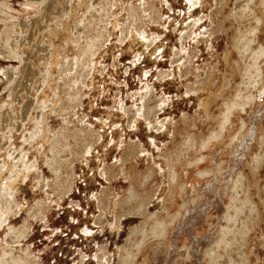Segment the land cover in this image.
Returning <instances> with one entry per match:
<instances>
[{
  "label": "rangeland",
  "instance_id": "374dc122",
  "mask_svg": "<svg viewBox=\"0 0 264 264\" xmlns=\"http://www.w3.org/2000/svg\"><path fill=\"white\" fill-rule=\"evenodd\" d=\"M192 1L0 0V264H264L261 0Z\"/></svg>",
  "mask_w": 264,
  "mask_h": 264
},
{
  "label": "bare ground",
  "instance_id": "6f19581e",
  "mask_svg": "<svg viewBox=\"0 0 264 264\" xmlns=\"http://www.w3.org/2000/svg\"><path fill=\"white\" fill-rule=\"evenodd\" d=\"M43 1V0H42ZM52 1H54V0H52ZM187 2H188V5H189V7L190 8H194V6H195V4H194V1H192V0H187ZM0 4H2V3H0ZM197 5H198V7H199V10L200 9H202V8H209V7H211V0H199L198 1V3H197ZM255 6H256V8L258 9V12L257 13H254V12H250L248 9H247V7H246V3L245 4H241V5H236V6H234L233 7V9H231L232 11L230 12V16H231V20H233V19H236V20H239V21H242V22H245L246 23V27H245V29H244V31H237V30H240V29H242V25L240 24V27H236V31H235V33H236V37H239V36H245L246 34H247V32L248 31H251V32H256V31H260V30H262V32L264 31V0H261L259 3H258V6L255 4ZM232 8V7H231ZM257 9H256V11H257ZM230 11V10H229ZM194 12V11H193ZM185 14H186V12L185 11H183V15H182V18H184V16H185ZM189 15H191V14H188L187 15V18L186 19H188L187 20V22H191V21H194V19L195 18H190L189 17ZM185 19V20H186ZM184 22V21H183ZM182 22V23H183ZM186 22V23H187ZM237 23H238V21H236ZM186 23H184V24H181L180 26H178V27H176L175 28V30H177L178 31V33L179 34H181V32H184V30H181L182 29V26H184ZM255 24V26L253 27V28H251V25L252 24ZM194 27V26H193ZM197 27V26H196ZM195 28V27H194ZM254 43H256V44H259V46H258V48L257 49H255L254 50V52H253V60H252V62H250V61H247V64H249V63H251L252 65H255V66H257L258 68H261V79H263L264 80V60H261V58H260V53H261V50H260V47H261V45H262V42H260L258 39L254 42ZM233 50L236 52V54H237V61H234L233 60V63L235 64V63H243V60L246 58V51L244 50V49H241L240 47H239V42H238V39H236V40H234L233 41ZM228 52V51H227ZM226 55H228V54H226ZM182 67L181 66H177V69L175 70V71H173V72H171L170 73V75L171 76H176V74L178 73V77L181 79V80H183V71H182ZM196 72H198V71H196ZM245 75H246V73H244ZM230 75V74H229ZM228 77V76H227ZM184 79H185V77H184ZM210 79H212L211 78V75H209V78H208V80L206 79L205 81H202L201 83H197V84H195V86H197V90H199V89H202L204 86H206V85H209V83H208V81L210 80ZM231 79H233V78H231ZM225 83H227V84H229L230 86H231V88H229V89H224L225 90V92H226V94H228V92H231L229 95H232V96H234L235 98H240V99H244L245 98V94H243L242 95V93H241V91L240 90H238L239 89V81L236 83V82H232V80H230V81H226ZM260 84H261V82H260ZM259 84V85H260ZM194 85V84H193ZM210 86V85H209ZM236 88H238V89H236ZM258 88L259 87H257L256 89H255V95H256V91L258 90ZM192 89V90H191ZM195 92V90L193 89V86L192 85H190L189 86V88H187V90L183 93L184 94V97H187L188 95L187 94H189V92ZM197 92V91H196ZM195 92V93H196ZM221 92H223V91H221ZM225 92H223V93H225ZM212 93H214V92H212ZM208 95H211V92H210V94H208ZM253 95V94H252ZM158 96H163L162 98V100L163 101H166L165 103H167L168 101H169V99H168V97L166 98L165 96H164V93H162V94H160V95H158ZM215 98V96H213V99ZM204 100V99H203ZM203 100H199V105H202V107H204V108H206V106L208 105V102L206 101V99H205V101H203ZM254 102H252V104L251 103H247V105L246 104H244V103H242V102H240V101H231V102H229V101H226V102H224V103H222V105H223V109L221 110V111H230V110H240V111H242L244 114H243V116L244 115H246L248 112H249V110H251V109H254V108H256V106H257V104H253ZM198 104V103H197ZM205 110H207V109H205ZM246 110H247V113H246ZM224 116L225 115H220L219 116V119L220 120H223V118H224ZM243 116H241V117H239V121H238V125H239V129H232L231 128V130H230V128H228L227 126H229V127H231V126H233L234 124H228L225 128L226 129H224V130H222V133L220 134V136L217 138V136L214 138V139H210L211 138V136L213 135V132H212V129H210L209 130V132H208V134H209V136H208V139H209V144L211 143V142H214V141H216V142H221V144H220V148H227V149H230L232 146H233V144H236L239 140H240V137H242V136H244V135H246L247 134V123H246V120H245V118L243 117ZM167 119H165V121H166ZM222 125H223V122H220ZM219 124V123H218ZM185 125V124H184ZM183 125V126H184ZM175 126V125H174ZM174 126H173V128H174ZM191 126H192V124H191ZM191 126H189V128L191 127ZM260 129H261V127L260 128H257V132L255 133V138H256V136H257V133L260 131ZM174 130H172V133H171V135H173L174 136ZM188 136H191L192 135V133L190 132V133H188L187 134ZM254 138V139H255ZM259 139H261L262 140V148H261V151H262V153H264V135L263 136H261ZM151 140V139H150ZM195 141H196V139H195V137L193 136L192 137V139L190 140V144L192 143V144H195ZM255 143H256V141H255ZM254 143V144H255ZM259 143V141L257 142V144ZM212 147H213V145H212ZM212 147H210V149L212 148ZM224 152H226V150L225 149H223V153ZM22 208V205L19 207V210ZM181 214V209H179L178 211H176L173 215H172V218L170 219V222H169V224H172V222H173V220L175 219H177V217H178V215H180ZM120 264H128L127 263V259L125 258V257H121L120 258Z\"/></svg>",
  "mask_w": 264,
  "mask_h": 264
}]
</instances>
